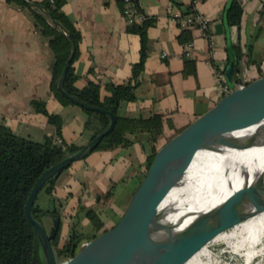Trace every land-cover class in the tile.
<instances>
[{"label": "crops", "instance_id": "crops-1", "mask_svg": "<svg viewBox=\"0 0 264 264\" xmlns=\"http://www.w3.org/2000/svg\"><path fill=\"white\" fill-rule=\"evenodd\" d=\"M29 1L40 4L44 0ZM232 1L200 3L198 11L210 22L205 32L186 29L193 43L189 56L181 41L185 29L173 16L185 14L191 0H134L152 24L147 28L146 59L134 89L136 99L121 102L117 114L143 119L162 115L165 127L156 139L157 149L223 97L215 77L218 71L225 73L227 86L232 63L234 80L249 83L264 76V0H240V26L228 23ZM33 10L0 0V125L21 137L44 141L54 128L47 116L34 110L32 101L40 100L50 113L62 118L61 139L83 148L93 139V133L85 129L87 114L79 105L61 104L51 91L54 57L48 40L35 26ZM63 11L82 35L73 64L80 77L77 87L92 80L101 85V97H108V84L132 79L133 67L141 58L139 34L129 31L119 0H66ZM130 139L129 147L93 151L74 162L57 177L52 194L46 187L39 192L34 206L60 213L61 243L68 241L73 231L81 237L80 245L92 240L95 230L81 207L99 214L104 222L102 231L111 229L126 211L153 151L147 133ZM110 190L112 197L99 202L98 197ZM57 219L45 215V227L52 229Z\"/></svg>", "mask_w": 264, "mask_h": 264}, {"label": "trees", "instance_id": "trees-1", "mask_svg": "<svg viewBox=\"0 0 264 264\" xmlns=\"http://www.w3.org/2000/svg\"><path fill=\"white\" fill-rule=\"evenodd\" d=\"M9 1L26 6L23 0ZM65 3L66 0H44L40 4L45 13L33 10L35 26L42 36L48 40L54 57L51 66V91L61 104L65 106L76 105L58 89V82L71 55L72 45L64 33L51 24L47 13H50L56 21L63 25L76 46L75 58L67 73L64 90L70 96L76 97L85 104L105 109L115 116L116 122L113 130L103 138L94 151L129 147L132 144L131 135L147 133L153 140V151L147 163L149 168L158 151L155 145L156 139L164 132V117L155 114L148 119L123 118L118 116L117 111L121 102L136 99L134 89L144 68L147 50V28L152 24V21L147 20L144 25L129 27L130 32L139 34L141 38L140 61L133 67L132 79L128 83L108 84L106 89L110 94L108 97L102 98L99 83L89 80L83 88L76 85L80 77L75 73L73 64L78 57L82 35L64 13ZM119 3L122 6L124 5L123 0H119ZM242 17L243 7L241 1L233 0L227 12L229 25L240 26ZM181 41L184 44L192 41V36L187 33L186 29L183 31ZM32 106L36 112L47 116L49 123L54 128V133L47 135L44 141L38 142L31 138L21 137L7 126L0 125V264H43L41 244L34 225L27 216V201L39 179L50 167L81 149L61 139L63 120L58 114L50 113L45 102L33 100ZM83 110L87 114L85 129L93 133V139L108 129L110 119L107 115L86 108H83ZM59 175L57 174L51 178L45 185L49 194H52L55 180ZM112 195L113 192L110 190L103 196H99L98 201L106 202ZM81 211L86 213L95 230V234L91 239L107 231H102L104 222L95 210L81 207ZM47 214H53V216L60 219V213L57 210L44 211L35 206L32 209L33 217L43 224V218ZM80 242L81 237L73 231L69 240L61 243V223L57 235L51 240V244L62 262L69 260L71 253L73 251L76 253L81 248Z\"/></svg>", "mask_w": 264, "mask_h": 264}, {"label": "bare ground", "instance_id": "bare-ground-1", "mask_svg": "<svg viewBox=\"0 0 264 264\" xmlns=\"http://www.w3.org/2000/svg\"><path fill=\"white\" fill-rule=\"evenodd\" d=\"M184 173L182 182L173 186ZM258 180L264 181V100L240 112L205 146L178 162L145 210L149 219L164 218L167 226L127 237L110 264H142L138 261L152 253L165 260L168 248L177 250L174 257L188 260L213 231L264 210V187L251 188ZM242 256L244 264H251L264 257V246Z\"/></svg>", "mask_w": 264, "mask_h": 264}, {"label": "water", "instance_id": "water-1", "mask_svg": "<svg viewBox=\"0 0 264 264\" xmlns=\"http://www.w3.org/2000/svg\"><path fill=\"white\" fill-rule=\"evenodd\" d=\"M24 2L30 8L45 13L41 4L29 0H24ZM47 15L50 17L51 24L63 32L72 45L71 55L65 64L58 82V89L76 105L103 113L110 119V125L106 131L92 139L88 145L81 148L77 153H74L50 167L39 179L27 201V216L34 225L43 250L42 252L44 253L45 264H59L60 258L56 254L51 240L58 233L60 219L55 220L53 228L48 230L43 223L37 221L32 215L35 200L39 192L51 178L69 168L74 162L82 160L92 153L103 138L113 130L116 119L112 112L87 105L76 97L70 96L64 90L67 73L75 58L76 46L71 35L65 30L63 25L56 21L50 13H47ZM233 69L234 64L232 63L227 70L230 91L224 94L211 109L197 117L185 129L158 149L150 167L134 191L132 199L119 221L111 229H108L90 240V242H87L86 245L76 253L73 251L70 259L63 264H110L118 254L127 237L138 232L150 233L167 226V221L164 218L149 219L145 215V210L157 190L162 187L169 173L183 157L192 155L196 150L205 146L218 131L240 112L264 100V76L249 83H244L242 79H233ZM185 174L186 173L180 175V177L173 182V186L182 182ZM263 187L264 181L258 180L251 188L253 190H258ZM246 190H249L248 187ZM257 210L259 211V209ZM226 215L221 218L222 223H224L225 218L227 219ZM210 217L211 214L205 216L207 219ZM188 249L189 247H186L184 252ZM176 251V249L168 248L167 254L170 255V257H167L165 260L159 259L160 253H152L138 262L142 264H148L149 262H151V264H177L187 260L183 259V256L180 258L174 257Z\"/></svg>", "mask_w": 264, "mask_h": 264}, {"label": "rangeland", "instance_id": "rangeland-1", "mask_svg": "<svg viewBox=\"0 0 264 264\" xmlns=\"http://www.w3.org/2000/svg\"><path fill=\"white\" fill-rule=\"evenodd\" d=\"M87 242H83L81 248ZM199 246L201 249L192 252L185 264H244L242 254L264 246V210L242 221L218 228ZM63 263L59 261V264ZM251 264H264V257L256 258Z\"/></svg>", "mask_w": 264, "mask_h": 264}, {"label": "built area", "instance_id": "built-area-1", "mask_svg": "<svg viewBox=\"0 0 264 264\" xmlns=\"http://www.w3.org/2000/svg\"><path fill=\"white\" fill-rule=\"evenodd\" d=\"M203 0H191L188 11L185 14H175L173 19L180 25L182 29L199 28L205 32L208 29L209 19L200 14L198 7ZM123 14L127 19L129 26L144 25L148 19L144 13L139 11L134 0H123ZM186 54L191 56L193 43L189 42L185 45ZM217 84L220 86L224 94L230 91V86H227L225 73L218 71L215 74ZM60 141V140H59Z\"/></svg>", "mask_w": 264, "mask_h": 264}]
</instances>
